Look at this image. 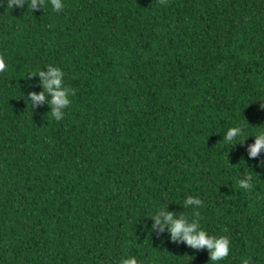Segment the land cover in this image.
Listing matches in <instances>:
<instances>
[{"label":"trees","instance_id":"1","mask_svg":"<svg viewBox=\"0 0 264 264\" xmlns=\"http://www.w3.org/2000/svg\"><path fill=\"white\" fill-rule=\"evenodd\" d=\"M64 3L0 7V264H211L152 227L162 206L227 236L221 264H264V0ZM49 64L59 121L26 96Z\"/></svg>","mask_w":264,"mask_h":264},{"label":"clouds","instance_id":"2","mask_svg":"<svg viewBox=\"0 0 264 264\" xmlns=\"http://www.w3.org/2000/svg\"><path fill=\"white\" fill-rule=\"evenodd\" d=\"M48 3L54 12H60L65 7L64 0H48ZM0 7H7L9 9L14 7L18 9L30 8L33 13L38 8L44 9V0H0ZM6 68L5 59L0 57V72H4ZM29 76H37L39 78V87L42 90L39 92L29 91L26 94L27 101L31 105L37 106L46 104L50 109L48 113L51 114L52 118L57 121L61 120L65 109L70 104V96L73 94L64 83L62 69L49 64L43 69L35 70ZM28 87L32 88L33 85L29 84ZM261 107L264 109V105H261ZM242 133L243 129L239 126L228 127L224 131L222 139L232 144L233 141L241 137ZM248 137H254V143L248 147V156L255 159L264 150V128H260L257 133ZM236 184L246 192L251 191L253 187L252 177L248 175L238 177ZM201 204L202 201L198 197L191 195L187 196L183 201L186 209H195L201 206ZM149 218L153 221L152 227L167 229L172 242H183L186 246L196 250L207 249L211 264H221L230 255V239L227 236L210 234L206 229L201 227L199 220L195 218L189 219L184 213L178 215L173 211L167 210L165 206L156 209L154 214ZM120 264H139V261L136 256H129L122 258Z\"/></svg>","mask_w":264,"mask_h":264}]
</instances>
